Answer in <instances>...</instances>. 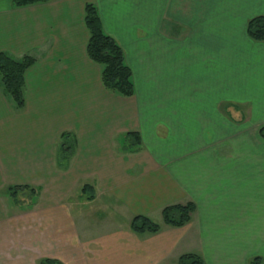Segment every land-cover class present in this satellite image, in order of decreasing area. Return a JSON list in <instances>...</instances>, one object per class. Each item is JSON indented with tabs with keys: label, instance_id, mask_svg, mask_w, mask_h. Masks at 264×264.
<instances>
[{
	"label": "crops",
	"instance_id": "0c3cea01",
	"mask_svg": "<svg viewBox=\"0 0 264 264\" xmlns=\"http://www.w3.org/2000/svg\"><path fill=\"white\" fill-rule=\"evenodd\" d=\"M88 3L125 51L131 97L108 90L88 55ZM258 16L264 0H0V53L36 60L22 110L0 79V264H178L188 253L264 264V194H247L264 193V41L247 30ZM64 132L75 152L62 169ZM130 132L144 147L122 153ZM17 185L39 192L10 210ZM188 202L189 223H163L165 207ZM137 215L162 230L133 232Z\"/></svg>",
	"mask_w": 264,
	"mask_h": 264
},
{
	"label": "trees",
	"instance_id": "16d2710c",
	"mask_svg": "<svg viewBox=\"0 0 264 264\" xmlns=\"http://www.w3.org/2000/svg\"><path fill=\"white\" fill-rule=\"evenodd\" d=\"M49 1L51 0H12V5L14 7H24ZM85 23L90 34L87 52L94 62L101 65L104 86L108 90L121 96H133L135 93L133 72L126 62L125 51L114 37L104 31L98 9L93 3H88L85 7ZM247 30L253 40L264 41V16L251 19L248 23ZM35 62L36 60L28 55H25L20 60H15L5 53H0V79L6 94L11 98L18 111L25 107V73ZM261 134L264 136V128L261 129ZM117 141L118 151L122 153L137 152L144 147L138 132L121 134L117 137ZM74 146V136L69 132L62 133L57 154L58 167L65 169L68 166L75 152ZM80 190L86 195L87 200L94 198V189L91 184H84ZM18 191H22L23 193L19 200L16 199ZM38 192L39 190L28 185L9 186L7 188V195L9 194L10 197L15 195L13 199L11 198L12 202L16 205L15 208H18L19 205L31 204L30 199L32 195H37ZM27 208H31V205ZM195 211L196 205L193 202L167 206L162 211L163 223L173 227H182L191 221L192 214ZM129 226L137 234H155L162 230V224L152 221L145 215L134 216ZM260 261L256 258L251 263L258 264ZM177 263L206 264L201 256L193 253L182 255ZM39 264L61 263L55 260L44 259Z\"/></svg>",
	"mask_w": 264,
	"mask_h": 264
},
{
	"label": "rangeland",
	"instance_id": "374dc122",
	"mask_svg": "<svg viewBox=\"0 0 264 264\" xmlns=\"http://www.w3.org/2000/svg\"><path fill=\"white\" fill-rule=\"evenodd\" d=\"M56 159H57V157H56ZM251 187L252 188H248V191H247V194H248V198H250V201H258V199H261L262 198V194H264V193H261V191H258V187H256V184H251ZM246 194V191L245 192H243V194ZM3 195H2V197L4 198V193H2ZM238 194V193H237ZM1 195V194H0ZM21 195H23V193H22V191H18V194H17V200H19L20 199V197H21ZM7 197H8V200H7V204H8V209H10V210H13V209H15V204H14V202H12V199L15 197V195H13V196H11L10 197V195L8 194V195H6ZM31 196V195H30ZM37 195H32V197H31V199H30V201H31V203H33V201L34 200H36L37 199V197H36ZM241 196L239 195L238 196V198H240ZM12 198V199H11ZM236 198H237V196H236ZM264 199V198H263ZM11 204H13V205H11ZM19 207H20V205H19ZM254 207V206H253ZM20 208H22V207H20ZM250 215H252V213L250 212Z\"/></svg>",
	"mask_w": 264,
	"mask_h": 264
}]
</instances>
